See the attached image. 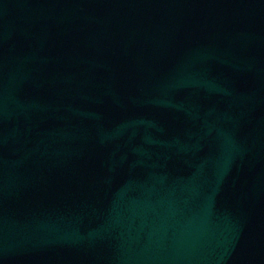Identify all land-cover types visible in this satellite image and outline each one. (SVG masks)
<instances>
[{
  "label": "water",
  "instance_id": "1",
  "mask_svg": "<svg viewBox=\"0 0 264 264\" xmlns=\"http://www.w3.org/2000/svg\"><path fill=\"white\" fill-rule=\"evenodd\" d=\"M0 264H264V0H0Z\"/></svg>",
  "mask_w": 264,
  "mask_h": 264
}]
</instances>
